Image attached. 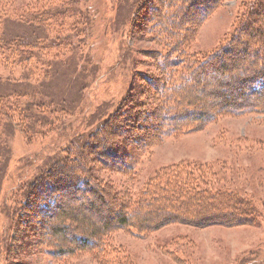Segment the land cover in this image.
Instances as JSON below:
<instances>
[{"label":"rangeland","instance_id":"rangeland-1","mask_svg":"<svg viewBox=\"0 0 264 264\" xmlns=\"http://www.w3.org/2000/svg\"><path fill=\"white\" fill-rule=\"evenodd\" d=\"M42 1L58 7L62 2ZM66 1L72 2L71 8L78 11L65 18L61 25L51 24L49 34L55 37L59 32L72 40L70 52H59L64 58L76 59L73 68L62 64L58 73L23 81L16 75L19 68L1 66L6 56H0V102L6 107L3 116L0 115V264H112L107 262L110 249L119 253L116 255L120 260L118 264H264V114L258 113L219 116L205 127L185 130L162 142L156 141L150 153L142 157L135 177L102 170L97 174L103 175L100 182H104L105 196H116L119 191L130 197L129 192L134 193V187L146 185L155 171L176 166L184 172L180 173L181 176L188 175L191 183L201 181L220 193L217 198L193 197V191L179 189L178 198L185 205L186 217H176L174 222L143 236L132 235L127 229L115 225L107 235L110 249L108 247L101 253L85 249L59 261L41 252V245L34 239L35 221L39 217L26 205L25 192L30 183L71 147V141H80L103 119V114L112 112L124 99L131 84L142 83L136 77V71L152 69L146 56L139 51L149 44L142 40L139 32L134 36L128 34L129 17L136 0ZM240 4L242 0H223L182 45L188 42V50L198 55L207 56L213 52L230 37L241 14ZM18 5L17 1L0 0L3 31L14 21L10 18L12 9ZM74 22L76 25L72 28ZM40 53L43 54L39 59V69L42 70H46L43 62L55 56L58 58L54 48L47 47L46 52ZM11 72L16 76L8 77ZM209 72L194 76L186 84L191 87L186 92L189 101L206 100V104L211 105L216 94L206 91L214 77V72ZM36 79L40 83L36 84ZM41 82L47 86L46 93L37 86ZM51 83L56 88L50 86ZM143 90H146L145 86ZM57 93L63 96L58 98ZM149 94L155 97L154 93ZM172 96L176 98L174 93ZM27 104L36 105L41 113L38 117L42 114L51 115L48 119L54 117L55 121H52L56 127L44 130L38 127L33 131H40L39 134H30L24 127H35L32 119L38 118L26 115ZM60 109L64 111L61 113ZM8 116L14 118L13 122L5 121L10 119ZM121 120L118 115L112 123L118 124ZM91 156L84 152L85 159L91 160ZM130 183L133 186L128 190ZM221 189L225 192H220ZM114 199L111 198L109 206H102L107 209L105 213L123 209ZM241 203L250 206L255 221L250 219L234 225L206 227H196L188 222V216H193L197 210L239 215L244 211ZM71 204L64 203L66 207ZM76 206L83 213L87 211L82 205ZM85 214L92 217L93 222L99 219L95 214ZM102 220L99 221L102 223ZM24 221L31 229L17 224ZM16 229L18 234L20 231L19 235Z\"/></svg>","mask_w":264,"mask_h":264},{"label":"trees","instance_id":"trees-1","mask_svg":"<svg viewBox=\"0 0 264 264\" xmlns=\"http://www.w3.org/2000/svg\"><path fill=\"white\" fill-rule=\"evenodd\" d=\"M13 1L19 2V5L12 9L10 18L14 21L4 31L0 17V56H6L2 61L4 64L0 65L19 68L16 75L23 81H28L30 77L44 78L50 73L55 74L62 64L73 68L76 59H65L59 52H70L73 49L72 40L59 32L55 33V37L49 34L51 24L61 25L65 18L78 11L71 8L72 2L62 0L58 7L47 5L42 0ZM222 3L223 0L135 1L129 17L131 32L128 34L134 36L139 32L142 40L149 44L139 51L143 52L154 70L136 71V77L142 83L131 84L124 99L112 112L103 114V119L80 141H71V147L66 148L62 156L53 160L47 170H43L30 183L25 192L26 205L35 210L39 217L35 221L34 239L36 244L41 245L43 254L60 261L85 249L101 253L108 249L107 235L115 225L127 229L132 235L143 236L174 222L176 217H186L183 210L185 205L178 198L181 194L179 189L193 191V197L202 195L203 198L215 199L219 196L220 193L201 181L191 183L187 174L180 175L184 174L180 168L171 166L155 171L146 185L134 187V193L129 192L130 197L119 191L116 196L111 195L123 209L108 214L102 206H109L111 198L103 194V189H106L104 182H100L103 175L97 174L102 170L135 177L142 157L150 153L156 141L162 142L185 130L205 127L219 116L264 114V0H242L241 14L235 21L230 37L207 56L188 50V42L182 45ZM75 25L76 22L72 23V28ZM47 47L58 52V58L55 56L43 62L46 70L50 69L48 71L39 69L40 55H43L40 52H46ZM210 70L214 72L211 78L213 83L206 91L216 94L210 101L211 105L206 104V100L189 101L186 92L191 87L186 84L194 76H203ZM8 75L16 76L13 72ZM34 81L40 83L39 79ZM37 86L46 93L45 83ZM149 93H154L155 97L152 98ZM57 95L60 96L58 98L63 96L62 93ZM3 108L6 107L0 102V115ZM59 111L62 113L64 110ZM26 112L28 117L38 118L32 119L35 127H24L30 134H39L40 131H33L38 127L43 130L56 127V123H53L55 118L48 119L51 115L38 117L41 113L36 105L27 104ZM118 115L122 118L121 122L112 123ZM8 117L10 119L6 118L5 121L13 122L14 118ZM85 151L92 155L91 160L85 159ZM132 186L130 183L127 189L130 190ZM220 192L225 191L221 189ZM197 200L202 203L201 199ZM64 203L72 204L66 207ZM235 203L239 207V203ZM76 205H82L87 210L85 213L97 215L98 221L103 219L102 223L84 216V211L77 209ZM240 205L244 211L236 216L229 212L197 210L193 216H188V222L196 227H206L234 225L250 219L255 221L250 206L247 203ZM183 220L186 221L185 218ZM20 224L24 229L28 226L25 221ZM50 238L54 240L52 243L49 242ZM108 252L110 256L107 262L118 264L120 260L116 255L119 253L111 249Z\"/></svg>","mask_w":264,"mask_h":264},{"label":"bare ground","instance_id":"bare-ground-1","mask_svg":"<svg viewBox=\"0 0 264 264\" xmlns=\"http://www.w3.org/2000/svg\"><path fill=\"white\" fill-rule=\"evenodd\" d=\"M19 222H17V224H18ZM20 227H21V224H20ZM23 228V227H22ZM25 229H27V230H29L30 229V227L28 228V227H26ZM17 233H18V231H17Z\"/></svg>","mask_w":264,"mask_h":264}]
</instances>
